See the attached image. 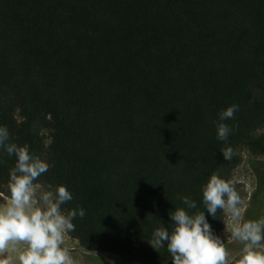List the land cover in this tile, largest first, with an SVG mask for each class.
I'll return each mask as SVG.
<instances>
[{"label":"trees","instance_id":"obj_1","mask_svg":"<svg viewBox=\"0 0 264 264\" xmlns=\"http://www.w3.org/2000/svg\"><path fill=\"white\" fill-rule=\"evenodd\" d=\"M0 127L50 165L34 183L71 193L65 214L85 210L80 247L138 261L139 225L152 264H172L150 244L169 212L203 211L218 236L202 186L216 173L240 194L241 152L264 164V0H0ZM15 163L0 147L7 197Z\"/></svg>","mask_w":264,"mask_h":264},{"label":"clouds","instance_id":"obj_2","mask_svg":"<svg viewBox=\"0 0 264 264\" xmlns=\"http://www.w3.org/2000/svg\"><path fill=\"white\" fill-rule=\"evenodd\" d=\"M237 105L218 113L219 120L233 119ZM217 139L225 141L232 129L217 123ZM6 127H0V147L16 163L9 171V197L0 203V264H78L68 248L63 247L65 236L75 230L72 221L85 216L79 208L62 211V205L72 200L63 185L34 183L47 172L50 165L39 156L32 155L28 146L9 142ZM230 147L223 150L224 159H230ZM203 205L215 218L218 210L230 217L231 238L242 247L230 261L229 252L219 236L213 233L203 211L189 214L184 208L169 212L171 226L157 227L152 233L151 246L165 247L172 264H264V216L245 221L241 212V198L234 185L213 173L201 188ZM188 209L196 203L181 197ZM11 250L14 255H8Z\"/></svg>","mask_w":264,"mask_h":264},{"label":"rangeland","instance_id":"obj_3","mask_svg":"<svg viewBox=\"0 0 264 264\" xmlns=\"http://www.w3.org/2000/svg\"><path fill=\"white\" fill-rule=\"evenodd\" d=\"M47 134L48 132L44 131V136H47ZM241 156V162L232 172V179L236 184H238L240 191L239 196L242 203L238 205V207L241 209L243 219L248 221L251 220L255 210V208L249 203V196L254 187V171L250 165L249 159L259 157L250 155L246 150L241 152ZM0 198V203H5L8 199V197L2 193H0ZM229 221L230 217L225 214L222 228L219 231L218 236L228 250L229 259L231 261L233 257L238 255L242 245L231 238ZM132 236L133 246L140 255V259L138 261L122 260L121 258L107 252L84 250L78 245L77 241L71 238L68 234H66L65 243L62 246L69 249L70 254L73 259L78 262V264H152L150 251L147 250L148 243L144 239L139 225H134L132 228ZM8 255H14V253L9 250Z\"/></svg>","mask_w":264,"mask_h":264},{"label":"flooded vegetation","instance_id":"obj_4","mask_svg":"<svg viewBox=\"0 0 264 264\" xmlns=\"http://www.w3.org/2000/svg\"><path fill=\"white\" fill-rule=\"evenodd\" d=\"M254 171V187L250 193V204L255 208L251 217L252 221L264 216V164L251 166Z\"/></svg>","mask_w":264,"mask_h":264},{"label":"bare ground","instance_id":"obj_5","mask_svg":"<svg viewBox=\"0 0 264 264\" xmlns=\"http://www.w3.org/2000/svg\"><path fill=\"white\" fill-rule=\"evenodd\" d=\"M1 199V198H0Z\"/></svg>","mask_w":264,"mask_h":264}]
</instances>
